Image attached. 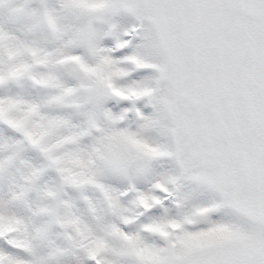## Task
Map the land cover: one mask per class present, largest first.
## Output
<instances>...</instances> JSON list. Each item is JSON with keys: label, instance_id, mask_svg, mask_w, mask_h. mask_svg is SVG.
<instances>
[{"label": "snow or ice", "instance_id": "1", "mask_svg": "<svg viewBox=\"0 0 264 264\" xmlns=\"http://www.w3.org/2000/svg\"><path fill=\"white\" fill-rule=\"evenodd\" d=\"M0 264H264V0H0Z\"/></svg>", "mask_w": 264, "mask_h": 264}]
</instances>
